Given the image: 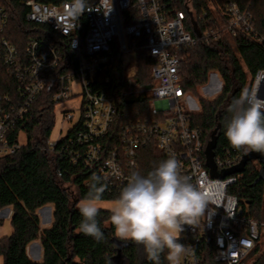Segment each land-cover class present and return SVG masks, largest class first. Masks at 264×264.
<instances>
[{
    "label": "built area",
    "instance_id": "2783aa9c",
    "mask_svg": "<svg viewBox=\"0 0 264 264\" xmlns=\"http://www.w3.org/2000/svg\"><path fill=\"white\" fill-rule=\"evenodd\" d=\"M74 0L62 3H41L28 0L27 19L43 25L48 36L28 41L21 52L4 33L9 23V10L0 4V67H4L16 83L17 98L0 94V158L15 154L26 143L21 142L29 113L43 93H49L54 104L68 101L81 88L80 118L64 137L56 142L48 140L49 149L70 137L76 144L72 163L79 161L105 179V190L117 194L132 170H140L139 160L144 148H157L164 157L174 154L182 165L183 174L199 185L209 202L196 226L185 225L183 238L190 254L186 264H194V246L203 237L215 244L214 261L219 264H252L251 256L264 234V220L258 222L240 206L235 195L228 193L239 176L214 178L205 167L206 147L203 133L192 124V113L181 103L186 96L182 85L185 51L200 43L210 45L222 37L246 36L263 39L256 34L252 14L229 2L218 9V24L201 28L194 16L192 0H86V10L78 17L71 11ZM185 9H179V6ZM67 48L65 55L62 48ZM148 52L152 63L149 79L142 81L130 75L120 82L119 97L128 105L152 104L149 116H138L122 124L113 132L117 106L113 96L97 88L96 80L113 67L114 60L125 66V55ZM260 89L264 97V69L250 77L248 87ZM64 122H73L71 111L63 112ZM19 129L14 136L15 130ZM65 149V148H64ZM243 156L239 151H227L226 157L214 159L217 170L236 167ZM113 167L118 175L113 174ZM59 176L62 174L59 172ZM87 185L89 183L86 182ZM12 216L9 208L0 212ZM0 216V217H1ZM209 240V239H208Z\"/></svg>",
    "mask_w": 264,
    "mask_h": 264
},
{
    "label": "trees",
    "instance_id": "16d2710c",
    "mask_svg": "<svg viewBox=\"0 0 264 264\" xmlns=\"http://www.w3.org/2000/svg\"><path fill=\"white\" fill-rule=\"evenodd\" d=\"M26 1L28 0H0V4L9 10V23L4 35L21 52L26 50L30 39L37 36L49 37L47 27L27 19L29 8L24 5ZM38 1L58 4L69 0ZM211 1L218 9L224 8L229 2H235L241 9H248L253 17L256 34L263 39L258 42L256 38L246 36H224L210 45L200 43L184 53L185 69L182 71L181 85L186 94L198 98L200 103V111L191 114L192 124L202 131L206 148L217 130L215 159L226 157L227 151H236L224 135L225 123L230 117L227 107L242 89L248 87L249 75L264 69V0ZM90 2L94 3L96 0ZM209 2L210 0H192L194 16L201 28L209 25V22L218 24ZM179 9L185 8L180 5ZM62 51L68 55L66 47ZM213 72L220 74L223 88L216 98L206 99L201 96L199 89L208 84ZM151 73L150 56L147 51L141 50L136 54L133 74L146 81ZM129 76L128 67L116 59L113 67L100 74L96 80L97 88L115 99L118 111L112 129L115 133L122 124L138 117L132 114L146 115L141 119L159 120V116H149L150 112L142 104L128 105L119 97L120 82ZM15 88V81L8 76L4 67H0V94H10L17 98ZM54 109L51 95L41 93L24 127L27 133L26 145L15 154L0 158V211L12 209L10 220L13 227L12 234L0 241V255L4 258V264H153L147 259L143 246L134 242L125 241L128 245L118 251V238L111 225L110 211L100 210L97 217L104 233L103 241L97 242L79 231L83 218L77 205L87 196L86 182L90 183L95 175L82 161L72 163V153L77 145L71 144L69 139L74 137L75 132L62 139L55 149L48 148L47 142L54 126ZM18 130H15L14 136L18 134ZM239 152L244 157L255 151ZM163 159L166 158L157 148H144L139 160V171L146 174ZM205 167L210 172L207 164ZM262 167L259 160L249 161L244 171L225 177L239 176L237 183L229 186L228 193L235 195L240 206L247 209L249 216L258 222L264 220V178L257 181ZM233 168L235 167L224 171L216 170L217 175ZM59 172L62 176L58 175ZM117 196L105 190L101 201L114 200ZM47 205L54 208V222L50 228L41 229L37 212ZM37 240L43 247L42 262H34L27 253L28 245ZM179 242L186 246L182 238ZM194 255V264H219L214 261L213 239L203 237L195 244ZM166 256L167 251L161 254V264H169ZM254 256L258 257L252 264H264V234L251 258Z\"/></svg>",
    "mask_w": 264,
    "mask_h": 264
},
{
    "label": "clouds",
    "instance_id": "9594fccd",
    "mask_svg": "<svg viewBox=\"0 0 264 264\" xmlns=\"http://www.w3.org/2000/svg\"><path fill=\"white\" fill-rule=\"evenodd\" d=\"M86 7V0H74L73 16L83 14ZM259 93L258 86L244 88L227 107L230 117L224 135L235 150L264 153V97ZM113 174L118 175L115 167ZM104 192L105 179L93 176L87 196L77 205L83 218L79 231L97 242L104 240L97 220ZM208 202L199 185L183 174L176 156L169 154L146 174L130 171L108 210L119 240L142 245L153 264H161L165 251L169 264H182L190 249L179 242L181 233L185 225H197Z\"/></svg>",
    "mask_w": 264,
    "mask_h": 264
},
{
    "label": "rangeland",
    "instance_id": "374dc122",
    "mask_svg": "<svg viewBox=\"0 0 264 264\" xmlns=\"http://www.w3.org/2000/svg\"><path fill=\"white\" fill-rule=\"evenodd\" d=\"M210 5V10L212 11L213 15L218 17V10L215 9L217 8L214 3L210 0L209 2ZM215 7V8H214ZM125 63L128 67V71L130 72V75L133 74L135 70V56L132 53H128L124 57ZM250 75H249V80H250ZM74 90V96L72 99L64 102H60L58 104H55V109H54V126L51 131V135L49 138L50 142H56L58 141L61 137H64L68 130L77 122V120L80 118V109H81V102H82V96H81V88L77 83H74L72 86ZM223 88V80L217 72H213L210 75V79L208 84L203 86L202 88L199 89V93L201 94L202 97L206 99H214L216 98L220 92L222 91ZM186 101H183L181 103L182 107L186 112H198L200 111V103L198 98L194 97L191 94H187L186 96ZM142 107H146L149 111L153 110V105L152 104H142ZM66 111H71L75 115V120L73 122H64L63 120V112ZM38 136V134H37ZM21 142L26 143L25 141V136L24 134L21 135ZM113 200H105L101 201V210L103 211H109L108 206L112 203ZM10 209V208H9ZM4 210V209H3ZM1 210V211H3ZM0 211V212H1ZM1 216V215H0ZM11 217L8 216H1L0 217V241L9 237L12 232H13V227L11 224ZM42 220H45V217L42 216ZM187 233L186 231H183L181 233L180 238L186 237ZM262 243V242H261ZM258 256H254L251 261L254 262V260ZM185 259V257H184ZM184 259L182 264H184ZM0 264H4V258L3 256L0 255Z\"/></svg>",
    "mask_w": 264,
    "mask_h": 264
},
{
    "label": "water",
    "instance_id": "95a60500",
    "mask_svg": "<svg viewBox=\"0 0 264 264\" xmlns=\"http://www.w3.org/2000/svg\"><path fill=\"white\" fill-rule=\"evenodd\" d=\"M216 133L217 130L214 131L213 135H212V139L211 141L208 143L207 148H206V164L208 166V168L210 169V173L214 178H219V179H225V177L229 174H233V173H240L242 171H244L247 163L249 161H253V160H259L260 163L263 164V167L261 168L260 171V176L257 179V181H260L261 179L264 178V154L262 153H258V152H251L249 154H246L243 159L242 162L235 168H233L232 170L222 174V175H217V169H216V165L214 162V148L216 146ZM209 240H211V238H208ZM183 240V238H182ZM116 244H117V248L118 251H121L122 247L128 245L127 242L125 241H121L119 239L116 240Z\"/></svg>",
    "mask_w": 264,
    "mask_h": 264
},
{
    "label": "crops",
    "instance_id": "0c3cea01",
    "mask_svg": "<svg viewBox=\"0 0 264 264\" xmlns=\"http://www.w3.org/2000/svg\"><path fill=\"white\" fill-rule=\"evenodd\" d=\"M11 209V208H10ZM12 210V209H11ZM53 206L47 205L38 210L37 215L40 218L41 229L50 228L54 222L53 219ZM42 216L45 220H42ZM27 253L31 260L34 262H42L44 257L43 247L39 240L34 241L28 245Z\"/></svg>",
    "mask_w": 264,
    "mask_h": 264
}]
</instances>
